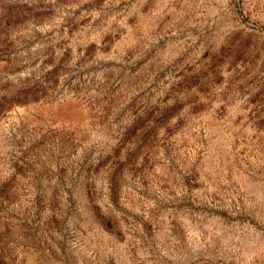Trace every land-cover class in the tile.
Masks as SVG:
<instances>
[{"label": "rangeland", "instance_id": "374dc122", "mask_svg": "<svg viewBox=\"0 0 264 264\" xmlns=\"http://www.w3.org/2000/svg\"><path fill=\"white\" fill-rule=\"evenodd\" d=\"M0 264H264V0H0Z\"/></svg>", "mask_w": 264, "mask_h": 264}]
</instances>
